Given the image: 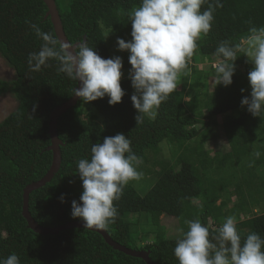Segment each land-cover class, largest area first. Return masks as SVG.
<instances>
[{
  "label": "trees",
  "instance_id": "trees-1",
  "mask_svg": "<svg viewBox=\"0 0 264 264\" xmlns=\"http://www.w3.org/2000/svg\"><path fill=\"white\" fill-rule=\"evenodd\" d=\"M220 2L222 7L214 12L211 30L197 41L195 51L202 63L219 59L216 49L220 42L239 44L251 26H264V0ZM55 3L68 41L74 44L85 39L102 58H110L109 45L117 37L131 36L129 16L141 0ZM207 7L205 4L201 10ZM46 11L43 0H0V55L14 71L13 79H0V95L9 92L17 101L15 109L0 121V259L15 253L20 264H146L141 258L113 249L97 232L73 228L43 235L30 229L22 216L24 188L43 177L52 162V152L47 150L51 143L50 112L69 100L77 85V81L58 72L55 59L40 71L29 69V53L38 52L44 43L29 22L56 36L50 18H45ZM123 55V66L130 69L129 56L125 52ZM238 55L233 63L248 77L252 64L245 54ZM241 79V75H233L230 85L216 87L209 94L203 92L198 81L190 86L183 81L161 103L155 119L145 116L142 123L135 120L137 110L130 99L134 89L129 77L120 81L125 95L119 103L109 105L106 95L89 102L91 107L87 110L80 98L57 121L58 138L64 143L60 146L61 165L49 182L29 194L30 215L45 227L83 220L71 216V201L80 202L83 191L77 163L81 158H90L93 144L122 132L130 139L138 158H145L146 150L155 149L163 140L180 153L177 164L154 172L155 179L143 195L129 183L124 187L121 198L114 201L118 209L116 222L105 229L115 242L149 251L156 264H179L173 250L188 230L186 222L190 220L199 219L206 224L205 219L210 218L213 226L206 225L210 236H215L225 218L233 217L242 238L249 233L264 238V114L254 117L247 106H241ZM205 113L211 125L217 123V116L225 117L222 131L229 147L212 168L207 165L209 153L204 142L214 133L196 128ZM256 152L261 153L258 159ZM223 174L230 177L232 193L237 197L227 211L225 199L221 198L218 204L210 200L216 186L225 190L220 182ZM61 194L64 202L59 199ZM139 213H145L153 227L154 239L149 243H143V238L131 231L127 217ZM161 213L180 221L181 237H166Z\"/></svg>",
  "mask_w": 264,
  "mask_h": 264
},
{
  "label": "clouds",
  "instance_id": "clouds-1",
  "mask_svg": "<svg viewBox=\"0 0 264 264\" xmlns=\"http://www.w3.org/2000/svg\"><path fill=\"white\" fill-rule=\"evenodd\" d=\"M205 4L208 7L202 11ZM217 7H222L220 0H141L133 9L129 16L131 40L117 37L116 45L118 50L129 52L128 77L135 90L130 99L137 110L136 123H142L145 116L155 119L161 103L177 89L179 75L197 49V41L212 28ZM29 26L44 42L38 52L29 53L31 71H40L55 59L58 72L80 81L73 94L84 102L106 95L109 105L121 102L125 90L120 83V56L102 58L86 41L72 45L41 31L36 24L29 22ZM238 53L245 54L252 64L248 73L250 95L244 96L240 104L247 106L252 116L260 117L264 114V26H251L239 44L220 42L216 49L219 59L210 62L217 61L213 65L215 86L232 83ZM90 151V158H81L77 163L83 191L80 202L71 201V216L82 218L89 229H107L118 217L114 201L121 198L129 181L142 178L138 170L142 161L122 132L93 144ZM254 155L258 159L261 153ZM59 199L64 202V194ZM186 223L188 230L173 250L179 264H264V238L258 233L242 238L233 217L225 218L215 236H210L209 227L199 219ZM0 264H20V260L12 253L0 259Z\"/></svg>",
  "mask_w": 264,
  "mask_h": 264
},
{
  "label": "rangeland",
  "instance_id": "rangeland-1",
  "mask_svg": "<svg viewBox=\"0 0 264 264\" xmlns=\"http://www.w3.org/2000/svg\"><path fill=\"white\" fill-rule=\"evenodd\" d=\"M63 1L64 0H57L59 4H61ZM105 36L108 37V33H106ZM125 40H131V36L125 38ZM123 52L126 53V56H129V52L127 50H118L116 40L109 45V56H120L124 63L125 57L123 55ZM215 63H202L200 61L199 56L197 55V52L194 51L192 57L188 61L187 67L182 70L179 75L178 88L182 85L183 81H185L188 86H190L191 84L197 85L199 82L205 94H209L216 87H218V89L223 88L224 86L221 84L215 86V74L213 68V65ZM128 72V66H123V75L121 77V80L128 77ZM233 75L242 76V79L240 81L242 82L241 85L243 86L238 88L245 89V91L242 92L243 95L249 96L251 89L248 82V77L244 76L242 68L240 66L235 67V72ZM13 78V69L8 66L6 61L0 55V79L9 81ZM16 106L17 101L11 93L7 92L3 95H0V121L8 113L13 111ZM84 107L88 110L91 106L89 102H84ZM224 120V116H217V123L215 125H211L205 113L204 116L201 118L200 123L196 125V128L199 130L207 128L208 130L210 129L214 133L213 138H209L207 141L204 142V147L208 150L209 153V159L207 161V165L209 168L216 166L219 163L220 154L227 151L229 148L227 140L222 131V122ZM179 153L180 151H177L176 148L173 146H169L166 140L161 141L155 149L146 150L145 158H140L142 163L138 167V170L141 171L143 174L142 178L139 180L129 181V184L135 188L139 195H143L155 179L154 172L160 167L163 168L164 166L177 164V161L179 160ZM220 182L222 184V188H224L225 190L222 191L220 190L219 186H216L210 196V200L212 203L218 204L221 198L225 199L227 205L224 211H227L233 204H235V202L237 201V197L232 193L233 184L228 175H221ZM194 203L196 205H199V201L197 200H195ZM196 213L198 214L199 210H196ZM256 213H259V210H257ZM127 219L131 223L130 227L132 233L135 235H140L141 238H143V243H149L153 241L154 236L152 235L153 233L151 231L153 227L151 226L148 216L145 213L130 214L128 215ZM160 223L166 230V237L179 238L183 235V226H181L180 221L175 216L166 213H161ZM205 223L208 226H213L212 220L210 218H206Z\"/></svg>",
  "mask_w": 264,
  "mask_h": 264
},
{
  "label": "water",
  "instance_id": "water-1",
  "mask_svg": "<svg viewBox=\"0 0 264 264\" xmlns=\"http://www.w3.org/2000/svg\"><path fill=\"white\" fill-rule=\"evenodd\" d=\"M43 2L45 3V5L47 7L45 18H48V17L50 18V21L52 23L53 30H54L56 37L61 41H64L66 43L71 44L68 41V39L66 38V35L63 31V27L61 24L59 12H58L55 0H43ZM84 41H85V39L83 40V42ZM78 43H80V42H76L72 45H75ZM79 87H80V81H77L76 88H79ZM79 99H80L79 97H77L73 94V96L69 100L65 101L64 103H62L59 106H56L50 112V115H49L50 121H49V125H48V133L50 136L51 143L47 147V150L52 152V162H51V165H50L48 171L45 173V175L43 177H41L37 181H34V182L26 185V187L24 188L23 195H22V197H23L22 216L27 221L28 227L36 233L43 234V235H47V234L56 235L62 231L68 230V229L85 228V229L99 233L102 236V238L104 239V241L109 246H111L113 249H115L119 252H122L126 255L132 256V257L141 258L144 260V262L146 264H156L150 259L149 251L135 250V249L128 248L124 245H121V244L115 242L110 237V235L108 234V232L105 229L96 230V229H89L87 227H84V221L83 220L70 221V222L64 223L62 225L55 226V227H45V226H41L40 224H38L30 215V212L28 210L29 194L33 190H36V189L44 186L47 182H49L54 177V175L58 172L60 165H61L60 146L64 145V143L58 138L57 121H58L59 117L63 113L67 112V110H69L71 107H73Z\"/></svg>",
  "mask_w": 264,
  "mask_h": 264
}]
</instances>
